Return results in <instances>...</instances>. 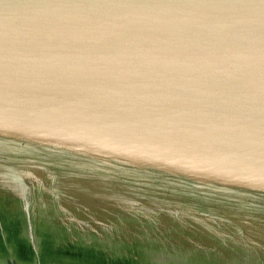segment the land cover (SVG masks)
Returning a JSON list of instances; mask_svg holds the SVG:
<instances>
[{
	"label": "water",
	"instance_id": "water-1",
	"mask_svg": "<svg viewBox=\"0 0 264 264\" xmlns=\"http://www.w3.org/2000/svg\"><path fill=\"white\" fill-rule=\"evenodd\" d=\"M0 264H264V0H0Z\"/></svg>",
	"mask_w": 264,
	"mask_h": 264
}]
</instances>
